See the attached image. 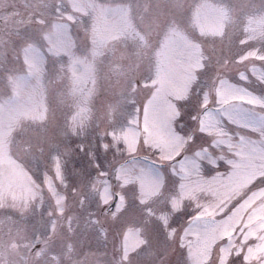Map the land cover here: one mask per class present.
<instances>
[{
	"label": "rangeland",
	"instance_id": "obj_1",
	"mask_svg": "<svg viewBox=\"0 0 264 264\" xmlns=\"http://www.w3.org/2000/svg\"><path fill=\"white\" fill-rule=\"evenodd\" d=\"M116 253L264 264V0H0V264Z\"/></svg>",
	"mask_w": 264,
	"mask_h": 264
}]
</instances>
